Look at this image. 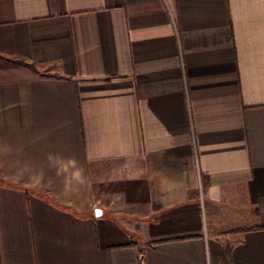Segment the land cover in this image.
<instances>
[{
	"label": "crops",
	"instance_id": "1",
	"mask_svg": "<svg viewBox=\"0 0 264 264\" xmlns=\"http://www.w3.org/2000/svg\"><path fill=\"white\" fill-rule=\"evenodd\" d=\"M0 264H264V0H0Z\"/></svg>",
	"mask_w": 264,
	"mask_h": 264
},
{
	"label": "water",
	"instance_id": "2",
	"mask_svg": "<svg viewBox=\"0 0 264 264\" xmlns=\"http://www.w3.org/2000/svg\"><path fill=\"white\" fill-rule=\"evenodd\" d=\"M95 215H96V216H100V215H101V211H100L99 209L96 210V211H95Z\"/></svg>",
	"mask_w": 264,
	"mask_h": 264
}]
</instances>
